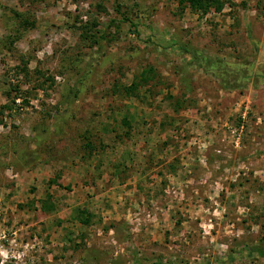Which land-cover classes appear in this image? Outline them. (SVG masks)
<instances>
[{
    "label": "rangeland",
    "instance_id": "374dc122",
    "mask_svg": "<svg viewBox=\"0 0 264 264\" xmlns=\"http://www.w3.org/2000/svg\"><path fill=\"white\" fill-rule=\"evenodd\" d=\"M0 108V264H212L264 239V0H0Z\"/></svg>",
    "mask_w": 264,
    "mask_h": 264
},
{
    "label": "trees",
    "instance_id": "16d2710c",
    "mask_svg": "<svg viewBox=\"0 0 264 264\" xmlns=\"http://www.w3.org/2000/svg\"><path fill=\"white\" fill-rule=\"evenodd\" d=\"M178 2L183 7L188 6L192 11H200V12L204 11V12H206L211 7H214L216 9H220L222 4L224 3V0H178ZM114 6L117 10H119V4L117 2ZM15 13H16L17 17L19 18V22L21 24L32 25V22L26 21V19L22 18L18 12L15 11ZM112 22H114V19L110 18L107 21L106 25L111 26ZM93 25H94V23H92V26ZM89 27H91V26H88L87 22H84L80 25V28H82L84 31H87V29ZM98 32H99L98 38L104 39L105 33L103 32V30L98 29ZM149 39H150V37H148V39L146 41L149 42L150 41ZM181 48L183 50H185L186 52H190V53L194 54V56L196 54L195 52H197L195 50L193 51V49L191 47L189 48V47L184 46V45H181ZM208 62H209L208 66L210 65V67L214 68V71L215 70L220 71V69H219L220 65H219V61L217 58H214L213 60H211V58H209ZM213 65L217 68L213 67ZM228 65H231V64L229 63ZM220 68H222V67H220ZM218 71H215L216 74L218 73ZM227 71H229L228 67H226V73H224V71H222L221 76H220V79L224 80V82H223L224 87L230 88V87H234L235 85L238 86V83H232L233 79H231L232 81L230 80V77L227 76V74H228ZM154 74H155V68L153 66L149 65L148 67L143 68L141 70L140 78H142L144 81H146L147 78H154V76H155ZM136 84L137 83L132 81L129 85L123 86V88L122 87L121 88L124 89V91L127 94H130L131 90L136 89V87H137ZM18 96H19V91H18V93L16 91V93H14V95L11 98V102L15 103L16 102L15 100ZM2 106H9V104H4ZM0 110H1V108H0ZM124 122H127V121L124 120ZM86 144L88 145L89 148H92V146H91L92 143L90 142V140L88 138L86 139ZM41 204H42L43 208H47V207L52 208L53 207V203L50 201H47V200H43ZM83 211H84V215H83L81 221H83L84 223H87L91 218V213L87 209H84ZM262 239L263 238H261L257 243L248 244L245 247H237L236 249H231L226 253V255L223 258L215 259V261H213L212 264H223V263L226 264V263L232 261L234 258L242 257V256H252V257L264 256V239L263 240ZM135 259L137 261L139 260L137 257ZM138 262H139V264H178L174 260H163L161 258L156 259L153 263H142L140 261H138ZM200 264H202V263H200ZM203 264H208V262L206 261Z\"/></svg>",
    "mask_w": 264,
    "mask_h": 264
}]
</instances>
